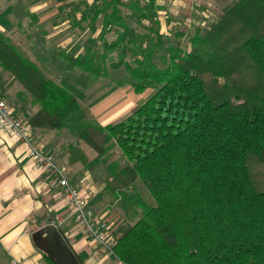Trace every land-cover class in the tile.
I'll use <instances>...</instances> for the list:
<instances>
[{
	"label": "trees",
	"instance_id": "obj_1",
	"mask_svg": "<svg viewBox=\"0 0 264 264\" xmlns=\"http://www.w3.org/2000/svg\"><path fill=\"white\" fill-rule=\"evenodd\" d=\"M78 10L68 15L75 26L89 22L94 34L102 18L114 39L100 57L97 38L84 55L58 52L64 70L96 82L124 67L121 86L155 89L124 119L102 127L88 118L77 95L1 30L0 68L39 107L32 125L67 131L96 153L89 160L81 145L71 147L72 164L95 169L111 146L122 151L128 165L107 167L108 191L127 228L110 252L124 264H264V0H228L207 31L197 28L190 50L177 42L184 34L177 43L163 34L157 0H94L81 19ZM137 21L149 24L142 37ZM113 52L119 58L107 65ZM137 180L153 205L130 195Z\"/></svg>",
	"mask_w": 264,
	"mask_h": 264
},
{
	"label": "crops",
	"instance_id": "obj_2",
	"mask_svg": "<svg viewBox=\"0 0 264 264\" xmlns=\"http://www.w3.org/2000/svg\"><path fill=\"white\" fill-rule=\"evenodd\" d=\"M63 1L89 5L94 0ZM11 2L13 8H17L20 0ZM31 9L25 7L24 10ZM5 10H0V30L6 33L16 27L18 21L14 20L15 23L8 18ZM172 26L168 23L166 30H172ZM63 81L61 84L78 97L77 91L65 84L69 81ZM23 93L22 86L0 68V95L6 96L15 113L33 126L35 139L44 151L66 167L74 183L86 195L97 219L107 223L115 238V234H121L127 225L117 200L110 196L108 170L100 171V164L95 169H86L81 163L72 164L70 148L79 141L66 144L58 132L52 134L49 128L32 125L39 107L26 95L21 97ZM78 98L82 104L80 96ZM105 106L98 109L97 114H102ZM98 123L102 127L111 124ZM14 261L21 264H124L81 232L57 179L29 157L24 143L10 131L0 129V264H14Z\"/></svg>",
	"mask_w": 264,
	"mask_h": 264
},
{
	"label": "rangeland",
	"instance_id": "obj_3",
	"mask_svg": "<svg viewBox=\"0 0 264 264\" xmlns=\"http://www.w3.org/2000/svg\"><path fill=\"white\" fill-rule=\"evenodd\" d=\"M12 0H0V10H5L8 18L18 21L16 27H12L11 30L5 34L10 37L14 42L19 44L21 51L31 61L36 62L43 73L47 77L56 80L59 84L64 83L63 79L69 81L67 86H70L73 90H76L82 100V106L87 113V117L98 121L100 123H116L124 119L131 111L139 104L143 103L146 99L150 98L155 89L148 88L145 92L138 94L130 85L121 86L124 81L126 72L124 67L122 70H112L110 75L105 79H100L96 82H91L90 77L84 75L78 71L67 72L64 70L65 65L57 57V53H61L66 50L69 53L75 55H84L87 49L91 48L90 38L99 40L95 46V50L101 55H105L104 41L110 43L114 39V35L108 34L103 28V20L98 19L95 27L97 31L91 34L90 23L87 22L82 27L75 26L73 23L75 20L68 18V15L73 13L71 10L80 8L76 12V19H81L82 10L87 9V3L75 2V1H58V0H20L19 6L13 8ZM146 0H141L142 4ZM228 0H157L159 11V17L162 21V32L169 37L171 43L176 42V38L180 33L185 36L179 38L177 42L182 48L188 50L191 49L190 38L195 33L197 28H201L204 31L208 30V23L214 19H218V16L224 10ZM68 5L65 14L59 13L62 6ZM25 7L32 8L29 12H26ZM33 10V11H32ZM34 12V13H33ZM63 12V11H61ZM128 12V11H126ZM138 17V16H137ZM180 22H176V20ZM16 21H14L16 23ZM177 23V26L175 25ZM137 22H134L133 27H138L139 36L142 37L143 31L149 24L143 22L145 27H139ZM168 23L172 26V30L167 29ZM142 28L143 30H140ZM103 30V31H102ZM102 31V33H101ZM172 32V33H171ZM171 33V36H170ZM148 35V33H147ZM163 42H167L168 40ZM176 42V43H177ZM95 43V42H94ZM136 46L133 47L135 49ZM119 58V52H113L107 57V65H110V61ZM156 58L158 63L162 65L167 59L166 49L158 50L156 52ZM163 66V65H162ZM65 76V77H61ZM235 77L229 79V84L235 81ZM218 83H223L224 80H217ZM226 81L224 82V84ZM6 101L13 107L12 103L1 95ZM78 96V97H79ZM119 96V99L117 100ZM113 99H116L114 102ZM15 100V99H14ZM110 102V103H109ZM106 105V106H105ZM104 109L102 114H97V110ZM14 108V107H13ZM17 114V112H16ZM18 115V114H17ZM19 116V115H18ZM20 117V116H19ZM118 121H117V120ZM116 120L115 122H113ZM52 130V129H51ZM58 131L53 130L52 134ZM63 135V139L66 140V144H75L78 139L71 135L67 131L58 132ZM86 154L89 160L95 158L96 153L92 150H88L85 144L78 142ZM77 144V145H79ZM76 145V146H77ZM101 161H107L106 164H100L98 169L100 171L108 169L110 165H118L120 171L125 169L128 165L122 151L118 146L114 145L103 156ZM264 175V171L261 172ZM134 189L130 192L132 196H139L147 204L153 205L154 199L150 192L140 181H136L133 186ZM114 196V195H113ZM114 199V198H113ZM115 200V199H114ZM121 234H115L114 241Z\"/></svg>",
	"mask_w": 264,
	"mask_h": 264
},
{
	"label": "built area",
	"instance_id": "obj_4",
	"mask_svg": "<svg viewBox=\"0 0 264 264\" xmlns=\"http://www.w3.org/2000/svg\"><path fill=\"white\" fill-rule=\"evenodd\" d=\"M0 129L8 130L19 141L28 147L29 157L53 175L64 194L71 216L77 222L81 232L107 250L114 246L107 223L97 219L85 194L73 182L69 171L54 157L46 153L36 142L34 130L24 119L15 116L8 102L0 96ZM14 264H21L14 261Z\"/></svg>",
	"mask_w": 264,
	"mask_h": 264
}]
</instances>
